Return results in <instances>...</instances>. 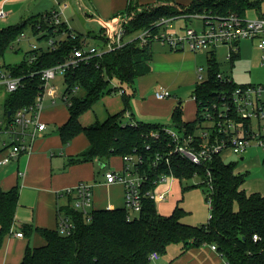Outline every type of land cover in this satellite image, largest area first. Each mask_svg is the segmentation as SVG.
<instances>
[{"label": "trees", "instance_id": "16d2710c", "mask_svg": "<svg viewBox=\"0 0 264 264\" xmlns=\"http://www.w3.org/2000/svg\"><path fill=\"white\" fill-rule=\"evenodd\" d=\"M262 3L263 1L251 0H193L188 7L166 3L157 5L150 11H138L136 7L131 10L130 4L127 12L134 16L127 27V34L129 37L149 29L164 17L179 18L204 13L222 16L236 13L246 17L251 9L261 11ZM49 14L50 12L40 14L17 25L0 29V69L22 80V85L16 92L6 94L4 108L8 112L14 113L34 104L38 95L43 92L41 72L66 61L75 49L82 48L83 43L88 40L87 36L81 34H75V38H72V32L65 24L56 32V27L44 20V15ZM28 27L39 37V41L58 39L55 48L40 47L31 50L19 65L3 64L6 51L18 42ZM63 33L66 34L65 37H62ZM207 55L209 77L204 83H199L194 91L196 120L185 122L179 106L172 115L174 126L195 130L200 122L202 103L238 85L235 82L224 85L217 78L221 70L216 53ZM31 56H35L32 62ZM238 59L239 55L235 53L230 62L233 65ZM150 60L151 45L140 48L136 40H131L118 51L106 53L101 58L96 57L65 75V93L70 94V102L66 104L69 119L59 130L62 143L66 146L80 134H84L89 142V147L80 155L70 158L68 165L87 162L108 165L112 157L120 156L123 160L134 149L143 154L148 143L154 147L148 157L151 159L155 155L159 144L152 143L149 135L161 130L164 125L127 120L124 115L129 109L130 96L121 91L120 87L111 86L116 80L133 87L139 77L149 72ZM75 87L84 90V96L79 97L78 93H73ZM115 92L123 93L126 110L109 116L105 122L84 127L80 122L81 116L92 110L105 95ZM171 170H149L147 189H153L154 182L161 173L170 172L179 181L202 176L205 181L199 183L198 187H208L207 170L211 172L212 193L207 200L211 199L212 218L207 225L196 227L183 223L185 211L178 206L171 215H160L156 203L148 197L143 199L141 213L131 220L128 219L127 209H113L93 210L91 221L87 222L81 212L73 209V196H70L67 204L60 207V210L73 220L75 229L70 235L64 236L58 229L23 226V235L31 236L38 232L45 243L36 248L28 246L21 264H151L150 256L153 252L166 255L171 245H182L183 251H186L202 244L216 245L228 264H264V196L258 193L246 194L242 189L246 175L236 173L235 164H227L219 157L204 167H196L174 157ZM19 199L18 186L6 191L0 185V251L6 236L15 232ZM254 235L260 236L262 241L255 243Z\"/></svg>", "mask_w": 264, "mask_h": 264}, {"label": "built area", "instance_id": "2783aa9c", "mask_svg": "<svg viewBox=\"0 0 264 264\" xmlns=\"http://www.w3.org/2000/svg\"><path fill=\"white\" fill-rule=\"evenodd\" d=\"M66 8L67 6H62L59 10L44 15V20L55 26L56 32L65 24L62 21V15ZM6 16L7 14L0 10V20L6 19ZM133 16L134 14L129 15L126 11L116 18V27L105 31L100 45L89 46L86 41L83 47L75 49L66 61L43 70L41 72L43 92L38 95L34 104L11 113L6 111L3 103V108L0 109V169L18 159L19 156L33 152L38 133L47 129V125L41 120L46 99H51L52 105L57 103V99L65 104L70 102V94H66L65 90L60 93L61 89L56 84L57 74L66 75L69 71L81 64H88L96 57L101 58L106 53L116 52L128 41L136 40L140 48L161 43L173 51L205 54L217 53L219 48L226 47V59L229 62L238 52V44L241 41H257V47L262 51L264 65V14L253 20L236 13L225 16L204 13L179 18L164 17L153 27L137 32L133 39H127V27ZM188 18L201 20V31L188 26L176 29L171 24ZM65 36L66 34L63 33L62 37ZM75 36L72 33V38ZM57 40L49 39L46 48L54 49ZM39 48L34 45L33 50ZM34 60L35 56H31L30 61ZM198 74L200 83H204L206 80L203 77V68L198 70ZM217 78L224 85L234 82L230 75L222 73ZM21 85V78L13 77L9 72L0 69V88H4L5 94L16 92ZM78 89L79 87H75L73 93H76ZM171 97V92L166 89L155 92V98L159 101ZM126 118L135 122L130 113H127ZM199 118L200 122L193 131L174 125H164L161 130L153 131L149 135L150 140L154 144H159V147L156 148L157 151L151 159L148 155L154 147L148 143L143 154L134 149L131 154L123 157L122 170L106 173L108 184L120 183L125 188V209L128 211L129 220L133 219L134 214L141 213L145 197L153 200L156 205L168 199L167 192L157 194L155 189L160 183L165 184L177 178L173 172L161 173L158 180L154 182L153 189H147L149 170L172 171L174 157L183 159L193 166L204 167L216 157L222 159V154L225 152H230L242 159L246 158L250 149L259 148L264 151V84L237 85L234 89L220 92L215 98L202 103ZM162 144L163 147H161ZM207 171V185L212 190L211 172ZM64 194L73 196V209L81 212L87 218V222H90L93 211V187L82 182L74 189H68ZM209 203L211 207V199ZM211 218L210 213L209 219ZM57 229L64 236L70 235L75 229L73 220L60 208ZM15 235L18 238L24 237L22 232ZM253 241L259 243L262 238L254 235ZM212 249L217 250V246L212 245ZM159 257V253L153 252L150 259L157 260Z\"/></svg>", "mask_w": 264, "mask_h": 264}, {"label": "crops", "instance_id": "0c3cea01", "mask_svg": "<svg viewBox=\"0 0 264 264\" xmlns=\"http://www.w3.org/2000/svg\"><path fill=\"white\" fill-rule=\"evenodd\" d=\"M72 1L83 5L84 19L68 14L70 10L69 2ZM192 2L193 0H0V10H3L7 14L6 19L0 21H4V25H8L0 29L17 25L11 24L17 23L14 21H19V24L34 16L59 10L62 6H67L62 15V21L67 28L73 34H81L83 36H87L88 34L84 28V24L93 29H99V31H96L98 33L94 32V36L98 39L100 45L105 31L108 28L113 29L117 26L116 18L126 13L130 4L145 6L159 3L160 5L178 3L179 5L188 7ZM257 12V17L264 14L262 9ZM184 27L174 26L176 29ZM133 38L134 36L130 39ZM243 43H251L254 47H257L255 41H241L238 44L237 52L239 59L246 45ZM154 44H158V46L154 47ZM154 44L151 45V60L148 62L149 72L136 80L137 85L134 84L131 87L132 91L130 93H150L152 91L155 93L161 89L159 87L170 90L168 86L172 88L176 86L169 84L168 81H173L176 75H178L176 81H181V85L177 91L183 88L196 89L199 84L197 82L199 74L195 63L197 62V58L193 54L205 53L173 51L161 43ZM260 52L262 53L261 50ZM221 73L224 74L222 71ZM231 77L234 81L233 76ZM120 88L125 94L128 93L122 87ZM117 93L122 92H115V94H112V97L104 96L101 99L103 103L100 100V103L98 102L92 110L83 114L80 118L81 124L84 127H88L96 122H105L109 116L124 112L126 110L124 97L123 95H117ZM5 97L6 94L4 101ZM58 100L56 101L58 102ZM159 102L155 106L146 103L142 104L140 114H137V111L134 110L135 105L132 102L130 104L129 99V109L124 116L126 117L127 113H130L135 121L145 123L154 122L151 124L166 125L163 123H167L175 109L181 105L182 119L185 122H193L196 120L197 103L194 96L192 99L186 101H183L179 96H176V98L172 96ZM45 104L49 106L48 110L53 112L57 111L55 107L58 106V103L52 105L51 99H46ZM63 104L66 105L65 103ZM44 111L45 108L42 113ZM66 113V117L61 126H59V130L69 119L68 108L66 109ZM41 120L47 125V129L46 131L38 133L34 142L33 152L29 155L23 154L19 156L18 159L0 169L1 187L8 191L18 186L20 190L15 232L7 235L4 240L0 251V264H21L28 246L36 248L44 245L45 241L38 232H34L31 236L24 234L23 238H18L15 234L21 232L25 225H29L34 229L56 230L58 227L59 208L66 205L71 198L65 195L64 192L68 189H74L82 182L91 181L89 183L93 187V210L126 208L124 186L120 183H107L105 175L107 172L112 171L106 169L109 164H104V167H101L100 163L96 162L68 165V159L80 155L89 147L86 136L84 134L78 135L83 139L80 145L77 143L80 137L77 136L68 145L64 146L59 133L52 136L57 122L45 121L42 118ZM225 153L227 155L230 154V152ZM239 160L241 161V159ZM122 168L123 162L120 170ZM174 180L165 183L169 185L164 191L168 193V199L161 203L170 200ZM176 207L173 208L172 212ZM134 217H138V215L134 214ZM182 248V245L169 246L166 255L160 254L159 259L151 260V264H228L218 249H212V244L190 247L186 251H183Z\"/></svg>", "mask_w": 264, "mask_h": 264}, {"label": "rangeland", "instance_id": "374dc122", "mask_svg": "<svg viewBox=\"0 0 264 264\" xmlns=\"http://www.w3.org/2000/svg\"><path fill=\"white\" fill-rule=\"evenodd\" d=\"M78 1V0H77ZM86 1V0H85ZM251 1H262V0H251ZM70 10L68 11V14L78 16L79 18L84 17V7L83 5H79L78 3L72 1L69 2ZM157 5H149L150 7L141 6V5H135L131 4V10H134L136 7V10L141 11L143 9H148V11L154 9V7H157ZM262 11H264V2L262 3ZM258 12L255 9H251L247 12V18L249 20H253L257 18ZM84 19V18H83ZM15 20V19H14ZM17 23H11L18 24L19 21H14ZM5 22L0 21V28L8 26L4 25ZM172 26H188L196 28L197 30L201 31L202 29V23L201 20L197 19H180L175 22L171 23ZM90 26H87L84 24L85 30L88 32V45L89 46H96L99 45L98 39L94 36V32L99 31L93 28H89ZM98 33V32H96ZM95 33V34H96ZM98 36V35H97ZM134 35L127 37V39L132 38ZM86 37V36H85ZM20 39V40H19ZM18 40L19 42L14 43V45L8 49L4 55L3 58V64L5 63L8 66H15L23 63L25 60V57L28 55V53L33 50L34 45L37 47H48L47 42L39 41V37L36 36L32 29L28 27L24 32V37H20ZM245 47L242 50L241 58L237 60L233 65L231 62H229L226 59L227 55V49L221 48L218 50L217 53V62L220 64L221 71L225 75H231L234 78V81L238 85L242 84H264V65L262 62V53L257 47H254L251 43H243ZM255 45L257 46V41H255ZM158 46V44H154V47ZM155 49V48H154ZM156 50V49H155ZM189 52V51H184ZM190 53V52H189ZM194 57L197 58V71L200 68H203V77L204 80H207L209 77V71H208V60L207 55L205 54H193ZM178 75L174 76L173 81H168L169 84L175 85L176 87H171L170 92L174 98L176 96L181 98L183 101H186L188 99H192L194 96V89L190 88H183L179 91V86L181 85V81H176V78ZM57 84L61 89L60 93H63L66 87L65 83V75L57 74ZM197 82L200 83L201 81L197 78ZM114 83V84H113ZM116 84V85H115ZM137 85V81L135 83ZM112 87H122L124 90L128 91L127 95L130 96V104L132 102L133 105H135L134 110L137 111V114H140V107H142V104L146 103L148 105H156L159 102L155 98L154 91L150 93H130L131 87L127 84L119 83L118 81L114 80L112 82ZM111 88V87H110ZM161 89H164L162 87H159ZM78 93L79 97L84 96L85 91L78 89L76 92ZM117 95H122L121 93H117ZM4 96H5V90L4 88L0 89V109L3 108L4 103ZM106 96V95H105ZM108 97H112V94H107ZM102 102V100H101ZM58 106L55 107L57 109L56 112L48 110L47 104H45V111L42 113L41 118L45 121H54L57 122L54 127V132L52 134L55 135L56 133H59V126L63 123V120L66 117V109L67 106L63 104L61 100H58ZM100 103V102H99ZM103 103V102H102ZM178 105V104H177ZM181 106V105H179ZM140 119V118H139ZM141 120V119H140ZM167 123H163L166 125H172V116L169 117ZM154 123V122H151ZM80 137V136H78ZM83 139L82 137L79 138L77 143L80 145L82 144ZM246 160L244 162H241L236 155L223 153L222 159L227 164H235L236 165V171L239 174L246 175V182L243 185L242 189L246 192L247 195H251L254 193H258L262 196H264V151L259 148H253L250 149L246 154ZM69 160V159H68ZM122 166V157L120 156H114L111 158L109 165L106 169H110L112 171H120ZM109 167V168H108ZM205 181V178L202 176H196L192 178L191 180L187 181H179L178 179L174 180L173 186H172V192L170 196V200L157 204V211L161 215H168L171 214L173 208L175 206H178L182 208L185 211V217L183 218L182 222L191 226L201 227L203 224L207 225L209 222V216L211 213V207L209 200V196L211 195V190L207 186L198 187L199 183H203ZM89 182L91 181H85L88 185H91ZM168 184L160 183L156 189L155 192L157 194L164 192L168 188ZM61 194V193H59Z\"/></svg>", "mask_w": 264, "mask_h": 264}, {"label": "water", "instance_id": "95a60500", "mask_svg": "<svg viewBox=\"0 0 264 264\" xmlns=\"http://www.w3.org/2000/svg\"><path fill=\"white\" fill-rule=\"evenodd\" d=\"M244 160H245V158H242V159H241V161H244ZM100 166H101V167H104V164L100 163Z\"/></svg>", "mask_w": 264, "mask_h": 264}]
</instances>
